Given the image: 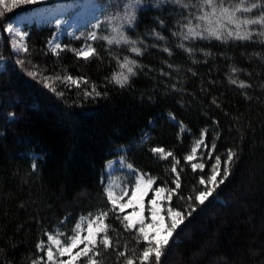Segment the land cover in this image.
Returning <instances> with one entry per match:
<instances>
[{"label":"trees","instance_id":"obj_1","mask_svg":"<svg viewBox=\"0 0 264 264\" xmlns=\"http://www.w3.org/2000/svg\"><path fill=\"white\" fill-rule=\"evenodd\" d=\"M96 1L109 17L135 4ZM137 1L127 12L135 16L125 29L130 44H109L101 35L87 59L77 55L79 39L49 50L54 29L35 24L25 28L27 51L16 55L6 26L35 4L0 11V264L44 259L37 245L47 232L59 227L71 235L80 217L111 209L102 179L121 147L126 162L154 181L153 190H174L165 215L172 207L184 216L161 264H264V37H191L195 4ZM250 1L259 19L264 0ZM125 58L134 74L122 72ZM119 73L128 77L123 87L113 79ZM201 140L204 168L194 171L186 157ZM229 150L234 157L224 178ZM216 157L217 182H224L199 204V181ZM123 216L116 208L104 219L111 244L94 249L98 264H140L146 242L125 230Z\"/></svg>","mask_w":264,"mask_h":264},{"label":"rangeland","instance_id":"obj_2","mask_svg":"<svg viewBox=\"0 0 264 264\" xmlns=\"http://www.w3.org/2000/svg\"><path fill=\"white\" fill-rule=\"evenodd\" d=\"M133 1L135 3L134 5H138L137 0ZM106 2L108 4V0H106ZM34 4L35 6L29 12L18 14L12 18L8 22L6 29L11 25L20 33L26 34L25 28L31 24H35L40 27H52L54 29V33L48 42V48L52 52L60 51L63 48V42L66 39L81 40L83 42V47L80 49V51L87 50L89 46L92 48V42L101 35L108 38L105 39L107 42L108 40H112V44H130L128 38L125 35V29L130 25L127 21V17L129 15L127 12H129L134 6L130 3H126L125 8L123 7L121 9L125 10L122 15V12H118L111 15L110 17L108 9L105 10L104 7H102L96 0H36L35 3L20 6L13 5L12 0H4V3L0 4V11L19 9ZM188 4H195L197 6L196 18L189 21L186 30V33L191 37H215L210 36L206 29L214 30L216 34L222 38H236L237 34L241 36H248V38L251 36L264 37V25L260 23H242L244 20H257V18L251 16V13L254 9L252 8V4L255 3L251 2L250 0H244L243 3H241V0H213L212 5L205 3V0H187V5ZM244 8H249L251 10L244 11ZM222 9H227L228 12L225 13L222 11ZM231 13H234L235 15L232 17V22H229ZM197 17L204 18L197 19ZM6 33L10 38L12 51L16 55H22L25 52L24 46L27 34L23 36V39H21L20 35L9 33L8 31H6ZM93 33L95 34V38H92L90 35ZM229 33H231V35H229ZM125 40L127 42H125ZM116 41H119V43ZM14 45L16 50H14ZM57 45L59 47H57ZM128 67L129 63L126 67L122 68V72H125ZM198 148L199 147H197L195 153H192V155L195 157L194 159L190 160L192 165L202 163L200 159L203 157V153L197 154ZM126 152V147H121L114 151L116 157L107 162L102 179L105 192L106 188L109 190L114 189L116 193H120L121 189L125 187L127 188V194L123 196V199H121L119 203L127 202L128 198L131 196L132 189L136 186V181L138 178L140 179L141 186L146 184L148 179H151L146 175H142L139 171L134 169L126 162ZM198 169L200 168H196V170ZM150 193V199H152L156 195L155 190H153V184L151 185V189L143 198L145 223L152 222L150 212L148 211L151 208V205L147 202V197ZM167 196V192L164 191L159 197H157L162 209L160 214L165 217H167V215L164 213V203L168 201ZM117 209L119 210L118 207ZM133 210L134 209L132 207H128L125 208L122 213L127 215L133 212ZM135 210L139 211V208H136ZM99 214L100 213L93 215L92 217L98 216ZM80 218L78 221H80ZM166 223L170 225L171 222L166 221ZM84 227H87L86 222ZM137 227H139V225H137ZM47 233L54 236L58 233H63L62 236H59L61 241H65L67 236H69L59 227H56ZM84 234H86V232ZM46 238L47 241L43 242L45 249L48 246L52 247L55 256V264H59L60 260L69 259L68 256L60 257L57 252V245L55 241H49L47 235ZM80 247H83V245ZM39 251L44 254V259L39 260V264H53V262H49L47 260L43 250ZM75 251H79V249H74L73 254ZM94 255V251L89 252L88 256L81 255L76 261L73 262V264H79V261L84 258L87 259L86 264H89L90 259L95 261Z\"/></svg>","mask_w":264,"mask_h":264},{"label":"snow or ice","instance_id":"obj_3","mask_svg":"<svg viewBox=\"0 0 264 264\" xmlns=\"http://www.w3.org/2000/svg\"><path fill=\"white\" fill-rule=\"evenodd\" d=\"M36 0H12L13 5L20 6V5H28L35 3ZM179 2V0H177ZM244 0H241V3H243ZM4 0H0V4H3ZM205 3L212 5L213 0H205ZM257 7L256 4H252V8ZM239 10V9H237ZM249 8H244V11H250ZM223 12L227 13V9H222ZM3 13H0L2 15ZM234 13L230 14L229 22H232V17H234ZM134 11L133 13H130L127 17V21L129 24H131L132 20H134ZM204 17H197V19H203ZM244 24H255L260 23L264 25V15H262L257 20H244L242 21ZM9 33H14L16 35H20L21 39H23V36L26 34L20 33L17 29L13 28L11 25L6 29ZM208 31L210 36H215L216 39H221L222 37L217 35L216 32L212 29H206ZM92 38H95V34H90ZM231 35V33H229ZM123 38V37H122ZM237 39H247L248 36H241L237 34ZM104 39H108L107 37H104ZM109 44L113 43L112 40H108ZM119 43V41H116ZM125 42H127L125 40ZM57 47H59L57 45ZM182 47V45H181ZM14 50H16L14 45ZM24 50L27 51L26 46H24ZM94 49L91 48V46L88 47L87 50H81L77 53L78 56H83L85 59L88 58L89 55L94 54ZM132 51L136 52L137 54L140 53V50L137 48H133ZM125 64H121L120 67L124 68L127 66L128 63H134L131 61H127ZM22 63V62H21ZM128 73L134 74L131 67L127 68ZM30 75H33L35 77V73H31ZM47 79V78H46ZM57 79H60L57 77ZM65 80H72V77H64ZM113 79L118 83L121 87L124 86L125 83H127L128 77L125 76L123 73L114 74ZM235 83V81H232ZM49 85L47 82L45 83V87H48ZM244 85L241 84V87ZM88 95L89 93H85ZM99 95V93H97ZM203 135V134H202ZM203 141H198L197 146L192 149V152L195 153L197 150V147L202 144ZM215 147V145H213ZM153 152H163V149H152ZM171 153H167L166 156H171ZM166 156H162L161 158H166ZM234 153L229 150L227 154V159L223 161V177L226 178L229 175V166L233 160ZM194 155H190L186 157V160H192L194 159ZM176 163H179L178 161ZM221 158L216 157L215 163L212 166L211 174L207 176V179L201 178L199 183L201 185H205V190L198 191L195 195V201L199 204H204L205 200L208 199V197L212 194V192L215 190V187H218L219 184H222L224 182V178H221L217 182V177L220 175L221 172ZM193 170L195 171L196 168H200L203 170L204 165L203 163L200 164H193L192 165ZM172 171H176L175 164L172 166ZM152 179H148L146 184L141 186L140 179L138 178L136 181V186L131 191V196L128 198L126 203H119L121 199H123V196L127 194V188L121 189L120 193H116L114 189L109 190L106 188V196L108 198V201L112 204V208L108 211H101V213L98 216L92 217L89 215L88 217H81L80 221L77 222V224L74 226L72 230V235L67 236L65 241H61L59 239V236H62L63 233H58L55 236L52 234L46 233L48 236L49 241H55L57 245V252L60 257L68 256L69 259L67 260H60L59 264H73L74 261H76L81 255L88 256L89 252H93L94 249H97L101 244L104 246V249L107 250L108 247L111 244L110 237L106 234V230L108 225L104 224V219L108 216L109 211L115 212L116 208L118 207L121 212L124 211L125 208L132 207L134 210L133 212L124 215L121 223L127 222L124 224L126 231H131L135 229L137 233V243L139 244L141 242V238L144 242H146L145 247L143 250L139 253V262L140 264H161V256L163 255V250L167 245L169 244V238L173 235L175 229L180 223H183L184 216L182 215L181 211H178L172 207L168 208V214L167 217L162 216L161 213V205L157 199V197L160 196L161 193L165 191L164 188H157L155 189L156 195L148 201V203L151 205V208L148 210L150 212L151 217V223H145V216H144V204H143V198L147 194V192L151 189V185L153 184ZM208 185H211V187H208ZM177 187H179V184H177ZM174 190H169L167 199H171L172 192ZM181 199H184L181 197ZM189 200H192V197H188ZM191 207V205H190ZM139 208V211H136L135 209ZM195 207H191V211H195ZM188 215H191V212H188ZM117 219H120L119 215H117ZM166 221H170V225L166 223ZM85 222L87 223V227H84ZM139 225V227H137ZM86 232V234H84ZM101 232H104L105 235L102 237H99V234ZM99 237V238H98ZM162 237V239H161ZM83 245V247H80ZM38 250H43L45 252V256L47 257V260L49 262H53L55 264V256L52 250L51 246H48L45 249L44 243H40L37 245ZM74 249H79V251H75L73 254ZM95 255H100V253L97 251ZM119 255L124 256L125 253L121 252ZM155 257V261L153 262L152 257ZM33 264H39V261H34ZM89 264H98L97 261L89 260ZM126 264H134L133 259L128 258L126 259Z\"/></svg>","mask_w":264,"mask_h":264}]
</instances>
